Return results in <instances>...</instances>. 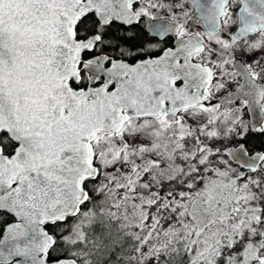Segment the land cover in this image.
Instances as JSON below:
<instances>
[{"label":"snow or ice","instance_id":"6c2138e0","mask_svg":"<svg viewBox=\"0 0 264 264\" xmlns=\"http://www.w3.org/2000/svg\"><path fill=\"white\" fill-rule=\"evenodd\" d=\"M0 264H264V0H0Z\"/></svg>","mask_w":264,"mask_h":264}]
</instances>
